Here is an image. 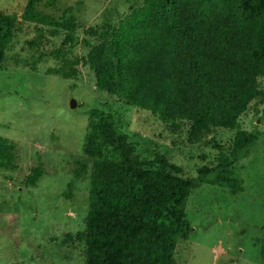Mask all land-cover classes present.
Returning a JSON list of instances; mask_svg holds the SVG:
<instances>
[{"label":"rangeland","instance_id":"rangeland-1","mask_svg":"<svg viewBox=\"0 0 264 264\" xmlns=\"http://www.w3.org/2000/svg\"><path fill=\"white\" fill-rule=\"evenodd\" d=\"M76 1L37 0L28 10L27 0H0V11L16 16L9 57L0 64V136L14 144V158L0 165V264H83L80 233L88 216V170L80 167L86 162L82 145L89 109L112 115L135 157L151 161L156 154L178 165L182 177L195 176L199 168L212 166L225 155L232 157L235 130L202 128L185 119L164 122L158 114L114 92V75L107 74L100 85L95 84L86 56L91 46L101 41L97 33L104 25H110L109 31L116 28L146 0H80L75 43H64L62 22L55 25L51 20ZM217 3L212 0L211 14L213 10L217 13ZM190 16L189 8L180 6L179 22L188 21ZM90 28L96 33L91 34ZM152 37L151 26L140 33L144 60L148 46L143 44ZM29 41L36 45H29ZM58 46L64 51L62 58L51 53ZM13 57L23 61L15 64ZM106 57L108 52L103 49L99 60ZM153 61L155 69L177 70L181 59L166 50ZM121 68V81L126 84L133 72L126 60ZM218 70L223 76H232L231 66ZM239 83L249 87V82ZM145 85L148 88L150 83ZM254 90L261 94L237 117L236 129L255 136L233 156L231 174L239 180L242 191L231 194L226 188L208 184L191 190L185 204L190 231L175 244L176 264H262V78H255ZM70 100H74V107H70ZM34 167L40 174L31 185L25 179Z\"/></svg>","mask_w":264,"mask_h":264},{"label":"trees","instance_id":"trees-1","mask_svg":"<svg viewBox=\"0 0 264 264\" xmlns=\"http://www.w3.org/2000/svg\"><path fill=\"white\" fill-rule=\"evenodd\" d=\"M36 2L27 0L26 8L31 10ZM211 2L146 0L111 31L109 24L104 25L97 33L101 41L98 39L87 53L86 62L96 85L107 74L114 75V92L131 104L158 114L162 121L185 119L202 128L235 131L231 158L225 155L214 165L199 168L195 176L182 177L178 175V165L156 154L151 161L135 157L126 135L117 129L109 112L87 110L82 145L86 162L80 167L88 170V216L80 233L83 264H176L175 244L190 231L185 204L191 190L208 184L226 188L231 194L242 191L231 169L233 156L255 139L252 133L236 126L237 117L248 102L261 94L254 88L256 77L264 80V0H218L217 13L213 10L212 14ZM80 3L77 0L51 20L55 25L62 22L64 43H75ZM180 6L188 7L191 13V18L183 23L178 19ZM15 20L13 13L0 11V64L9 57ZM150 26L155 37L146 38L143 44L148 46L144 60L145 47L139 45V37ZM156 41L158 44H154ZM28 44L34 46L36 42ZM103 49L108 58L100 61ZM166 50L179 55L177 70L155 69L154 57ZM127 52L131 53L129 57ZM51 53L62 58L64 51L58 46ZM20 60L23 61L13 57L15 64ZM123 60L133 72L126 84L121 81ZM225 66H231V77L218 70ZM239 81L249 82V87ZM146 82L150 83L148 88ZM13 158V142L0 136V165ZM39 174L34 167L25 180L33 185ZM261 232L259 256L264 264V222Z\"/></svg>","mask_w":264,"mask_h":264},{"label":"water","instance_id":"water-1","mask_svg":"<svg viewBox=\"0 0 264 264\" xmlns=\"http://www.w3.org/2000/svg\"><path fill=\"white\" fill-rule=\"evenodd\" d=\"M74 105H75L74 100H70V107H74Z\"/></svg>","mask_w":264,"mask_h":264}]
</instances>
